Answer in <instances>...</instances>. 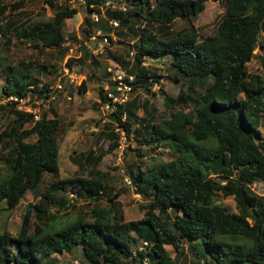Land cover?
Instances as JSON below:
<instances>
[{
    "label": "trees",
    "instance_id": "1",
    "mask_svg": "<svg viewBox=\"0 0 264 264\" xmlns=\"http://www.w3.org/2000/svg\"><path fill=\"white\" fill-rule=\"evenodd\" d=\"M43 1L53 9L52 16L35 22L8 18L24 0L0 4L3 45L12 34L20 44L64 49L63 21L77 10ZM82 1L80 37L67 34L77 42L79 62L89 56L84 40L99 30L108 43L131 39L125 43V58L108 51L128 93L143 90L151 95L150 86L165 77L144 63L147 58L165 66V78L185 82L175 97L163 98L165 106L173 107L164 119H155L156 110L147 99L139 105L136 93L122 104L114 103L106 114L126 139L150 148L167 147L172 159L150 156L145 164L124 166L129 186L145 199L143 215L125 221L114 202L118 193H109L103 172L94 167L89 177L58 178L59 120L53 107L43 108L34 119L33 113L6 100L12 123L0 131V203L11 209L26 191L36 200L27 203L15 235L0 230V264H55L53 255L76 247L85 264H142V258L146 264H176L183 249L197 259L193 264H264V195L249 189L252 183L264 186V78L245 68L264 33V0H220L223 11L214 32L201 38L192 25L176 30L173 25L176 20L189 22L203 10L205 0ZM91 14L98 16L96 21ZM109 20L117 21V27L112 29ZM71 62L67 59L65 66ZM39 68L30 61L4 67L0 96L45 98L49 88L38 86L33 75ZM106 76L110 73L104 70L101 83L117 93L115 82ZM96 88L98 104L110 102L103 85ZM84 89L82 81L77 90ZM138 107L141 117L135 114ZM31 136L32 141L26 140ZM106 138L108 151L118 146L116 132L108 131ZM94 154L89 151L83 157L94 165L102 156ZM43 175L47 180L37 193ZM70 187L91 204L86 211L69 213L73 204L65 190ZM216 194L231 196L235 211L212 204ZM63 211L67 213L61 216ZM140 241L146 245L133 249ZM165 245L174 249L173 256Z\"/></svg>",
    "mask_w": 264,
    "mask_h": 264
},
{
    "label": "rangeland",
    "instance_id": "2",
    "mask_svg": "<svg viewBox=\"0 0 264 264\" xmlns=\"http://www.w3.org/2000/svg\"><path fill=\"white\" fill-rule=\"evenodd\" d=\"M17 0H0V4L11 5ZM57 4L74 7L77 12L72 17L66 18L63 21L62 32L65 37L63 42L64 49L42 48L40 46L32 47L29 43L20 44L12 34L7 37V45H3V39L0 37V85L2 84L7 65H14L19 61H30L42 67L34 70L33 75L37 80L38 86L46 85L51 91L52 99L46 104L41 99H31L27 102L38 113L43 108L52 106L55 110L59 126L56 132V142L58 148V178L84 175L89 177L88 170L95 167V170L105 174V183L109 187V193L117 192L118 195L114 198V202L118 203L117 210H120L123 220H136L143 215V205L145 199L133 192V188L126 182L127 178L124 175V166L147 163L146 159L158 157L159 161L172 159L167 147H151L143 146L135 143V138L126 139L123 132L116 128L107 118L108 108L98 104L97 85H103V89L107 86L102 84L100 79L103 78V71L107 67L113 68L112 64L115 61L110 58L108 51L119 58H125L127 50L125 43H130V38L127 36L123 39L116 40L114 43L102 41L96 37L94 39L84 40V45L87 47L89 56L81 58L80 50L77 42L67 37L68 33H74L76 37H80L79 27L80 22L85 14V9L82 0H55ZM204 7L195 17L189 19L185 23L181 20H176L173 28L176 30L181 26L188 27L192 25L199 34V38L212 34L215 29L216 21L222 14L223 3L220 0H205ZM8 9L4 12L5 17L8 16ZM53 9L48 7L43 0H24V4L13 11L9 19L19 21L35 22L36 20H45L52 16ZM109 33V32H108ZM100 35V34H99ZM101 45V52L95 51ZM262 45L263 47H261ZM68 48L71 52H68ZM107 51V52H106ZM253 56L245 64L246 71L250 74H257L264 78V33L260 32L258 36L257 46L253 50ZM73 59L70 66H65L67 59ZM93 60V61H92ZM149 67L155 68L161 75L166 76L164 65L155 59H146L144 62ZM92 72L95 77L92 78ZM105 76V75H104ZM161 78L158 82L150 86V92L147 94L143 90H138L127 94V99L135 93L139 96V105L143 99H147L149 106H152L155 112V119L161 120L166 118L172 106H165L163 98L175 97L179 89H185V82L172 81L169 78ZM106 79H109L107 76ZM84 81V91L77 90V86ZM99 81V82H98ZM103 82V81H102ZM141 100V101H140ZM49 105V106H48ZM48 106V107H46ZM29 107L23 109L27 111ZM150 108V107H149ZM188 107H184L183 111H188ZM135 114L138 117L142 116V108L138 107ZM50 116V114H48ZM12 123V116L8 112V107L5 105V98L0 96V131L7 128ZM137 127V122L133 124ZM113 130L119 135L118 146L113 150L108 151V140L106 133ZM262 139L264 140V130L261 129ZM34 137H29L26 140L32 141ZM136 140V139H135ZM92 151L94 156L101 154L100 160L92 165L84 155ZM1 152V151H0ZM146 153V157L137 156L138 154ZM47 176L43 175V183L36 191L42 190ZM251 192L257 195H264V186L259 183H252L249 186ZM66 197L73 204L69 209V213H78L86 211L91 205L88 200L82 199L78 195V190L70 187L65 190ZM32 193L26 191L20 198L18 204L8 209L5 204L0 203V230H6L10 235H15L20 226L23 212L27 203L35 202ZM212 204L223 206L226 210L235 211L234 201L231 196H222L216 194L212 197ZM101 204L106 203V199L100 201ZM67 211H63L60 215L63 216ZM31 217V223L33 222ZM30 230L32 224H30ZM132 235L134 233L131 232ZM136 246V243L134 244ZM138 245V243H137ZM170 256H173L174 249L169 246H164ZM55 259V264H85L84 258L78 247L74 248L69 253H60L52 256ZM197 259L190 254L189 251L183 249L178 255L176 264H193ZM198 264H203L198 260ZM13 264V263H10Z\"/></svg>",
    "mask_w": 264,
    "mask_h": 264
},
{
    "label": "built area",
    "instance_id": "3",
    "mask_svg": "<svg viewBox=\"0 0 264 264\" xmlns=\"http://www.w3.org/2000/svg\"><path fill=\"white\" fill-rule=\"evenodd\" d=\"M118 1V0H117ZM108 4V2H107ZM111 6H114V4L112 3ZM98 18L97 15L95 14H92L91 15V19L93 21H96ZM109 23L111 24V27H116L117 26V21L115 20H110ZM99 31H96V33L90 35L89 39H94L96 35H99ZM101 42L103 41H106V39L104 37L100 38ZM102 48H101V45L98 47V49L95 51V53L98 51V52H101ZM68 52H71V49L68 48ZM112 66H114L112 69L111 67H107L106 68V71L110 73V76H109V79L112 81V82H115V89H116V92L117 93H113V92H110L106 89L105 92H106V96L109 98L110 102H105L101 105L105 106L106 108H108L109 112L111 110L114 109V103H117V104H122L125 100H127V94H128V91H129V87L127 86V84H125L123 81H122V77L124 76L123 73L121 72V70L118 68V66L116 64H112ZM130 78V77H129ZM45 95H47L45 98H36V96H33L31 99H41V101H43L44 103H48L50 99L53 98L52 94H51V91L49 92H45ZM8 99L12 100V101H15V107L19 110H22L24 111L23 109L25 108V106L29 107L28 106V101L30 102L31 99L30 97L27 95L25 96L24 98H16V97H8ZM110 103V104H108ZM47 107V106H46ZM27 112H31L33 113V118L36 119L37 118V115H36V112L31 109V107H29V109L27 110ZM128 183V181H126ZM146 245L145 242H139V244L136 246V248L133 247V249H137V250H140L143 248V246ZM132 255H134V251H132ZM142 264H146V259L145 258H142L141 261H140Z\"/></svg>",
    "mask_w": 264,
    "mask_h": 264
},
{
    "label": "clouds",
    "instance_id": "4",
    "mask_svg": "<svg viewBox=\"0 0 264 264\" xmlns=\"http://www.w3.org/2000/svg\"><path fill=\"white\" fill-rule=\"evenodd\" d=\"M91 15H92V14H91ZM109 21H110V20H109ZM109 24H110V23H109ZM110 25H111V24H110ZM116 27H117V26H116ZM116 27H114V28H116ZM111 28L114 29L113 27H111ZM96 31H99V30H96ZM96 31H94L92 34L96 33ZM99 33H100V35H96L95 38H96V37H98L99 39L102 38V37H101L102 34H101L100 31H99ZM92 34H91V35H92ZM89 37H90V36H89ZM89 37H88V39H89ZM105 39H106V38H105ZM62 46H63V43H62ZM6 100H10V99H8V97H7V98L5 99V101H6ZM108 113H109V112H108ZM125 138H126V137H125Z\"/></svg>",
    "mask_w": 264,
    "mask_h": 264
},
{
    "label": "water",
    "instance_id": "5",
    "mask_svg": "<svg viewBox=\"0 0 264 264\" xmlns=\"http://www.w3.org/2000/svg\"><path fill=\"white\" fill-rule=\"evenodd\" d=\"M249 212L251 213V209L249 208Z\"/></svg>",
    "mask_w": 264,
    "mask_h": 264
}]
</instances>
